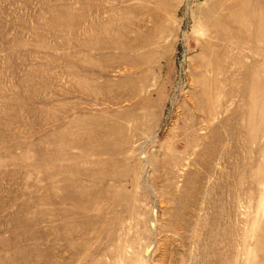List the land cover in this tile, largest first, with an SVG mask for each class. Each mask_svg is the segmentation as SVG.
<instances>
[{"label":"rangeland","instance_id":"374dc122","mask_svg":"<svg viewBox=\"0 0 264 264\" xmlns=\"http://www.w3.org/2000/svg\"><path fill=\"white\" fill-rule=\"evenodd\" d=\"M218 1L0 0V264H264V102L201 53Z\"/></svg>","mask_w":264,"mask_h":264},{"label":"bare ground","instance_id":"6f19581e","mask_svg":"<svg viewBox=\"0 0 264 264\" xmlns=\"http://www.w3.org/2000/svg\"><path fill=\"white\" fill-rule=\"evenodd\" d=\"M253 1L255 3L256 0ZM228 2L227 0L218 1L206 15L207 22L211 21L212 23L208 25V29H212L218 34V41H221L222 44L216 45L217 50L214 49L213 51L210 46L201 47V53L204 57L207 55L209 57V54L212 55L215 59L216 67L221 73L227 70V66L224 64V61L227 60L230 63L233 61L234 66L246 70V74L242 78L244 85L243 94L249 100L251 98L248 112L249 115H253L255 104L264 102V82L256 76L257 73L264 70V0H257L258 4L254 6L253 3V7H250L251 4L248 6V0H239L235 3L232 2V4H228ZM222 8H226L225 13H221L220 9ZM249 8H251V11ZM258 11L263 14H257ZM248 47H251V50L255 49L262 56V63L253 59L250 64H244L245 51ZM235 50H237V53L232 55ZM208 62L205 63L207 65H204L209 66ZM205 68L207 69V67ZM202 97H206L205 91Z\"/></svg>","mask_w":264,"mask_h":264}]
</instances>
